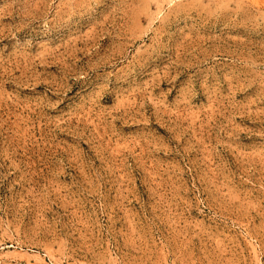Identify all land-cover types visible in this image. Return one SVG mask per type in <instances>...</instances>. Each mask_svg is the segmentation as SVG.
<instances>
[{
	"label": "rangeland",
	"instance_id": "obj_1",
	"mask_svg": "<svg viewBox=\"0 0 264 264\" xmlns=\"http://www.w3.org/2000/svg\"><path fill=\"white\" fill-rule=\"evenodd\" d=\"M0 264H264V0H0Z\"/></svg>",
	"mask_w": 264,
	"mask_h": 264
}]
</instances>
